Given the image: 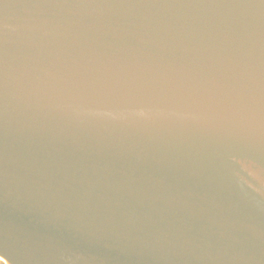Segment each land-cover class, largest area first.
<instances>
[{
  "label": "water",
  "instance_id": "water-1",
  "mask_svg": "<svg viewBox=\"0 0 264 264\" xmlns=\"http://www.w3.org/2000/svg\"><path fill=\"white\" fill-rule=\"evenodd\" d=\"M0 264H264V0H0Z\"/></svg>",
  "mask_w": 264,
  "mask_h": 264
},
{
  "label": "snow or ice",
  "instance_id": "snow-or-ice-1",
  "mask_svg": "<svg viewBox=\"0 0 264 264\" xmlns=\"http://www.w3.org/2000/svg\"><path fill=\"white\" fill-rule=\"evenodd\" d=\"M4 258L2 256H0V262H3Z\"/></svg>",
  "mask_w": 264,
  "mask_h": 264
}]
</instances>
